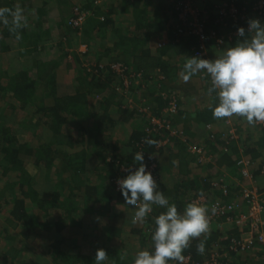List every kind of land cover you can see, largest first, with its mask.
<instances>
[{"label":"trees","instance_id":"16d2710c","mask_svg":"<svg viewBox=\"0 0 264 264\" xmlns=\"http://www.w3.org/2000/svg\"><path fill=\"white\" fill-rule=\"evenodd\" d=\"M222 1L208 2L207 12L201 10L199 13L198 21L205 36L204 53L208 59L212 56L218 58L225 48L234 46L239 39L236 29L244 27L247 32L249 19L264 22V16L253 7L257 0H231L240 12L236 21L217 15L216 7ZM84 2L82 5L57 0L58 11L67 15L68 19L64 36L56 42L47 43L40 32L29 40L30 48L24 46L18 52L19 59L15 64L9 63L6 77L0 78V179L10 177V181L0 189V235L3 238L0 264H94L97 249L105 250L108 255L104 264H133L139 251H151L152 241L150 236L147 238L139 230L133 228L127 231L125 227L118 229L117 224H112L110 211L113 215L112 212L126 214L127 210L123 205L124 210L116 212L109 208L108 203L112 200H116V204L125 203L119 189L112 186L113 197L103 186L107 183L113 185L114 177L123 178L127 174L125 169L131 165L135 168L132 160L137 152H142L149 167L154 154L160 152L162 132L183 140L188 153H191L187 137L171 126L172 118L184 110V102L181 93L166 88L167 81L175 79L170 77L176 75L173 67L165 64V58L171 56L179 45L183 54L194 56L200 52V43L197 36L182 34L186 30L175 19L176 0H167L168 7L159 9L157 28L163 32L164 40L154 52L146 48L141 38L149 33L144 31L150 28L145 23L146 17L138 19L136 29L131 33L115 29L116 38L110 35V30H106L114 22L106 17L100 22L93 20L96 16L91 8L94 0ZM75 8L90 13L78 28L69 24ZM9 27L0 24V53L12 49L15 34L9 31ZM99 28H105L101 35L95 31ZM28 36L32 37L31 34ZM103 37H106L107 43L112 42V46L105 50H102L106 40H102ZM80 47L85 49L80 50ZM19 65L23 68L16 71ZM116 65L121 73L113 69ZM151 81L157 83L156 90L148 87ZM206 85L208 90L211 85ZM211 97L210 106H214L215 93ZM171 100L176 104L174 113L166 111ZM94 101L100 104L99 112L92 110ZM161 109L163 115L160 116ZM196 115L205 121L216 120L210 107ZM151 118L167 122L169 128L155 131L150 124ZM125 121L130 123L132 132L124 136V142L109 128ZM228 138L219 143L212 142L215 140L210 142L216 143L217 151L226 155L233 148L230 143L234 138ZM170 141L168 138L167 142ZM254 145L245 153L257 158L264 149V136ZM202 148L206 149L203 144ZM227 156V165L234 166L236 171L232 175L239 183L249 179V176L252 179L258 175L264 177V160L254 164L253 159L238 155L235 148ZM244 159L250 162L247 176L242 173L244 167L238 164ZM55 160H59L71 173L70 186L79 196L84 195L82 205L76 199L71 201L63 196L59 190L50 189L47 194H42L33 187L39 171L48 168ZM205 162L197 158L192 166L202 167ZM180 163L184 164V159ZM30 166L36 169L35 174H30ZM150 172L157 182V190L176 205L178 212L182 213L186 204L198 198L206 201L199 204L208 209L215 200L228 202L232 209L226 213L227 218L234 219L239 213L247 211V198L241 193L242 189L238 194L220 182L216 177L218 174L204 173L196 180L187 176V180L186 177L162 175L156 169ZM221 184L223 188L219 187ZM57 186L60 187V184ZM243 187L251 189L248 184ZM101 189L104 190L102 196ZM223 191H226L225 195ZM258 192L264 197V191L258 189ZM96 196L100 199L95 200ZM96 202H101L103 207L94 210L92 206ZM63 208L64 214L61 211ZM162 211L164 209L153 206V212L147 218L152 228V217ZM208 215H211L210 209ZM223 221H211L207 233L190 241L184 257L201 262L211 253H238L236 249H240L239 246L234 250L232 248L241 241L242 233L247 229L241 231L230 224L225 230L219 226ZM201 241L204 243L203 254L196 251ZM262 258L255 264H264ZM222 263L230 264L220 260Z\"/></svg>","mask_w":264,"mask_h":264},{"label":"crops","instance_id":"0c3cea01","mask_svg":"<svg viewBox=\"0 0 264 264\" xmlns=\"http://www.w3.org/2000/svg\"><path fill=\"white\" fill-rule=\"evenodd\" d=\"M67 1L68 3L72 4H85L84 0ZM213 1L214 0H192L193 5L204 12H207L208 2L213 3ZM57 6V0H0V8H8L12 11H15L17 8H19L23 11V14L27 19V26L19 30L21 38L17 40L15 36L12 37L13 43L11 51H3L0 53V78L6 77L9 63L15 64L14 62L17 61L18 52L22 51L24 46L30 48L31 43H28L29 40L34 39V37L40 34V32H42L44 35L43 40L45 42L48 41L47 43L56 42L57 39L64 36L63 34L66 32V28L68 29V19L67 15L64 16L63 12L58 11ZM161 7H168L167 0H94V3L92 2L91 8L96 13L95 18L93 19L96 20V22H100L104 17L114 22L112 27L107 26L108 28L106 30H110V35L116 38L117 36H114L116 35L114 32L115 29L127 30L131 33L135 31V24L137 23L138 19L146 17L145 23L147 22L150 25V28L144 31L149 33H146V35L144 34L141 38L144 40V45L146 48L154 52L158 45L163 44L164 40L163 32L157 28L160 15L159 9ZM211 8L214 9L213 7ZM9 18L11 19L10 16ZM104 29L105 28H99L95 31L101 35L102 30ZM223 31L226 32L225 29ZM28 34H31L32 37L28 36ZM101 39L104 40L106 37ZM107 42V39L104 40V43L102 44V50L112 46V42ZM80 50H83L82 47ZM181 50L182 49L180 45L176 46L172 55L165 58V64L173 67L172 69L176 75L175 77H170L175 79L172 81L168 80L166 88L167 90L170 89L168 91L181 93V96L183 97L181 99L182 102H184L182 105L184 110L172 118L171 126L173 129H178L183 132L184 137H187L185 139L187 142H189V146L195 145L203 150V158L206 159V164L202 167H193L192 163L194 161L196 162L198 157L194 154L188 153V149H186L184 141L177 137L170 136V133L162 132V146L159 150L160 152L154 154L151 159V164L149 167H147V169L150 168L152 172L156 169L159 173L162 172V175L169 174L175 175L176 177H186V179L188 176L189 179L193 180H196L195 178H199L206 173L207 175L218 174L216 177L222 179L224 184H227L226 186L231 187V189L234 191L236 190L238 194H240V189L243 188V185L247 184L250 188L253 184L256 185L259 190L264 191L263 176L258 175L254 179L251 177L245 180L243 183H239L238 179L232 175V173L236 171L234 166L229 167L226 161L228 157L227 155H231L234 148L238 152V155L241 154L243 157L253 159L254 164L264 160V149L257 158H253V155L250 153H245L249 152L248 150L253 148L255 146L254 144H258L260 138L264 136V122H257L250 125L246 122V120L237 116L222 120L205 121L202 120L200 115H196V113L204 111L205 108L210 107V99H213V97L208 94L206 83L211 85V82L206 73H200L192 77L188 83L183 82L180 76L182 65L184 64L186 58L192 57V55L191 53L189 56L185 55ZM213 59L215 58L212 56L208 60ZM22 68L23 67L19 65L16 71ZM153 82L154 81H151L148 87H153V89L156 90L157 83L155 84ZM162 109L159 112L160 116L163 115ZM92 110L99 112L100 104L94 101L92 103ZM130 126V123L125 121L121 125L118 123L114 127L109 128V131L116 135L121 141L123 139L125 142L126 138L124 136L129 135L132 132V127ZM230 136L231 138H234L230 143V147L233 148H231L229 152L227 151L228 154L224 155L217 151L218 147L216 143L222 142L224 139H227V137L230 138ZM168 138L171 139L170 142H167ZM211 140H215L212 142L216 143H211ZM202 144L205 146V150L202 148ZM181 159H184V164L180 163ZM65 168L66 167L63 166L59 160H55L54 163H52V165H50L48 168H43L39 171L40 175L37 176V181H33V185H35L33 187L42 194H47L50 189L59 190L63 196L69 197L71 201L76 199L78 200L77 202L82 205L84 201V195L79 196L77 191H72L69 180L71 173L66 170L67 168ZM131 168L134 169V166L131 165ZM114 178L118 179L116 177ZM92 182L93 184L96 183V181ZM59 184L60 187L57 186ZM107 184L103 186V189L107 191L108 194L115 197V193L113 194L111 192V190H113L112 186H114V184ZM82 185L85 184L83 183ZM103 189L99 191L101 192L100 196L103 195ZM94 199L98 200L100 197L96 196ZM108 204L109 208L115 210V212L118 211V209L124 210V207L127 210L125 211L126 214L112 212L113 215H111V211L109 213L110 216H112V224H117L118 229L120 227H125L127 228V231H131V229L133 230L134 228L141 231L140 233L142 235L145 234L147 238L150 236L151 230L149 229L152 228V225L148 224L147 220L143 225H133L131 223L135 211L133 207L127 206L123 203L116 204V200H112ZM100 206L103 207L102 203L96 202L92 207L94 210H96L99 209ZM61 211L64 214V208L61 209ZM261 217L264 222V215ZM229 226L230 224H226L224 229H228ZM261 256H264V245H255L247 249L246 252H238L235 255H222L221 260L224 263L225 261H229L230 264H255V262H260L259 259Z\"/></svg>","mask_w":264,"mask_h":264},{"label":"clouds","instance_id":"9594fccd","mask_svg":"<svg viewBox=\"0 0 264 264\" xmlns=\"http://www.w3.org/2000/svg\"><path fill=\"white\" fill-rule=\"evenodd\" d=\"M0 24L10 26L9 31L19 40V30L27 26V19L19 8L15 11L0 8ZM236 35L239 39L234 46L225 48L218 58L187 57L180 76L188 83L192 77L206 73L211 82L208 94L215 93L216 102L210 106L213 118L237 116L252 125L264 122V22L249 19L247 32L244 27H238ZM132 161L136 167L125 169L127 174L116 181L124 203L135 209L131 223L143 225L153 206L164 209L152 217L151 251H139L133 264H184L183 253L190 241L209 231L208 207L190 202L182 213L178 212L176 205L157 190V182L148 171L142 152H137ZM29 172L35 174L36 169L30 166ZM211 211L215 214V207ZM196 251L204 253L203 241L197 244ZM107 258L105 250L97 249L94 264H104Z\"/></svg>","mask_w":264,"mask_h":264},{"label":"built area","instance_id":"2783aa9c","mask_svg":"<svg viewBox=\"0 0 264 264\" xmlns=\"http://www.w3.org/2000/svg\"><path fill=\"white\" fill-rule=\"evenodd\" d=\"M256 5L253 6L256 11L259 12V15L264 16V0H257ZM217 15L223 18H230L233 21H236L239 18L240 12L237 10L235 4L230 0H224L222 1L217 7ZM74 17L69 20V24L74 27L78 28L81 27L86 18L90 15L89 11H84L79 8L74 9ZM175 11H176V20L180 22L184 26V30H186L184 35H195L198 37L199 40V51L194 54V56H197L199 58L207 59L208 57L204 53V41L205 36L202 31V25L198 21L200 19L199 13L201 12L200 9H198L196 6L193 5L192 0H176L175 5ZM202 14V13H201ZM181 30V29H179ZM181 31H179L180 33ZM217 39V38H216ZM220 42V41H219ZM84 50L85 48L82 47ZM113 69L117 71L118 73H121V69L118 65L113 66ZM175 102L173 100L170 101L168 109L166 111L174 113L175 111ZM151 126L155 129V131L166 128L168 129V123L165 121H161L157 118H151L150 120ZM156 127V128H155ZM189 151L196 155L198 159L200 160H206L203 158L204 153L203 150L200 147H197L195 145H191L188 147ZM250 162L240 160L238 164H241L243 167L248 168ZM148 171L150 172L151 169L148 168ZM242 173L247 176V172L245 170H242ZM117 179L113 180V184L118 190V186L116 183ZM220 182H223L222 179H219ZM224 185V184H223ZM225 186V185H224ZM220 188L222 184L219 186ZM254 191V192H253ZM226 191H223V194L225 195ZM241 193L244 194L245 198H247V211L244 213H239L234 219L225 217L226 213L232 209L231 206H228V202L221 201V200H215L210 204V212L211 215H209V221H215L218 219H223L224 221L219 226H225L226 224H234L237 226L241 231L243 229L251 230L249 238L245 239L241 237V241L234 244L232 250L237 246L240 247V249H236V252H243V250H247L253 246L256 245V243L260 242L262 245H264V238L261 237L259 234V229L262 224L259 222V216L264 211V197L256 190H253V187L251 189H243ZM194 202L197 203H204L206 202L203 198H198ZM215 207V214H212V208ZM225 256V255H223ZM222 259V255H217L214 253H211L207 258L202 260L201 262H195L190 260L189 258H185L184 264H220V260ZM262 261L264 263V256L262 258Z\"/></svg>","mask_w":264,"mask_h":264},{"label":"rangeland","instance_id":"374dc122","mask_svg":"<svg viewBox=\"0 0 264 264\" xmlns=\"http://www.w3.org/2000/svg\"><path fill=\"white\" fill-rule=\"evenodd\" d=\"M80 48H81V47H80ZM243 161H247V159H244ZM243 170H245V171L247 172V174H248V172H249L248 168H245V167H244ZM249 178H251V176H249ZM114 179H115V178H114ZM9 181H10V177L1 178V179H0V189L3 188V187L5 186V184H6V182H9ZM251 187H253V190H256V189H257V191H258V187H257L256 185H253V184H252ZM243 189H248V188L243 187L242 190H243ZM253 192H254V191H253ZM1 221H2V220L0 219V222H1ZM259 222H260V224H262L261 227H260V229H259V234H260L261 237L263 236V238H264V228H263V224H264V222H263V220H262L261 215L259 216ZM221 227L224 228L225 226H221ZM244 230H245V228H244ZM250 232H251V230L244 231V232H243V237H245L246 239L249 238ZM0 234H1V230H0ZM2 245H3V238H2L1 235H0V246H2Z\"/></svg>","mask_w":264,"mask_h":264},{"label":"bare ground","instance_id":"6f19581e","mask_svg":"<svg viewBox=\"0 0 264 264\" xmlns=\"http://www.w3.org/2000/svg\"><path fill=\"white\" fill-rule=\"evenodd\" d=\"M204 205V204H203Z\"/></svg>","mask_w":264,"mask_h":264}]
</instances>
